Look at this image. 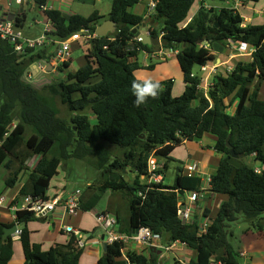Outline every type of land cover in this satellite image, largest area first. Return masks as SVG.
<instances>
[{
    "label": "trees",
    "instance_id": "obj_1",
    "mask_svg": "<svg viewBox=\"0 0 264 264\" xmlns=\"http://www.w3.org/2000/svg\"><path fill=\"white\" fill-rule=\"evenodd\" d=\"M32 1L40 9L49 2ZM155 1L150 34L162 38L160 47L144 45L132 33L146 24L144 15L131 11L143 0H113L109 20L117 23V30L87 45L85 66L44 88L24 77L32 64L51 59L53 53L37 48L18 52L15 44L0 37V167L6 164L11 171L6 186L16 187L28 173L19 195L49 200L47 192L62 163L89 160L99 178L98 186L90 185L80 193L81 210H94L109 192L120 193L127 200L128 219L124 224L122 217H117L118 232L132 234L149 228L162 239L181 242L197 251V260L188 264H241L240 253L231 241L235 236L232 225L244 222L249 225L247 232L264 233V168L258 171L247 163L255 155L264 165V100L259 97L264 84V24L244 25L239 11L209 8L204 5L206 0ZM44 15L51 20V36L57 40H66L82 29L95 32L103 18L96 12L88 18L73 14L67 19L58 9ZM14 21L18 29L23 28L26 13L16 15ZM230 41L237 47L247 44L255 51L250 61H239L231 72L216 74L206 93L194 68L214 60L215 43L230 45ZM154 48L179 51L174 57L184 82L181 95L174 94V79L159 80L153 75L168 60L148 67L136 60L141 52ZM69 67L66 62L60 69ZM139 72L159 81L160 89L156 98L149 97L137 107L131 85L133 80H144L137 76ZM56 97L72 114L70 118L60 116ZM232 106L236 107L234 114L230 113ZM206 135L216 138L214 148L222 156L209 191L226 200L214 218L210 210L204 211L208 223L203 232L198 215L190 222L179 217L180 196L201 192L199 175L190 176L179 169L173 186L148 185L141 179L148 177L152 156L166 160L165 173L177 147ZM229 137L240 168L228 162ZM35 218L29 212L18 214L25 264H81L83 250L75 244V237L67 245L47 251L33 244L27 224ZM13 225L0 221V264L11 263L13 240L10 237L4 242L3 233ZM124 247L119 241L108 245L98 264H158L155 253L130 251L127 260H120ZM222 248L224 254L219 256Z\"/></svg>",
    "mask_w": 264,
    "mask_h": 264
},
{
    "label": "crops",
    "instance_id": "obj_2",
    "mask_svg": "<svg viewBox=\"0 0 264 264\" xmlns=\"http://www.w3.org/2000/svg\"><path fill=\"white\" fill-rule=\"evenodd\" d=\"M92 1H94V0H92ZM145 1L143 0V2H145ZM143 2H141L137 6H140L141 4H143ZM144 4H145V6L147 4V7H145V9L142 12H135L134 11V13L139 14V15H144L145 19H146V25H151L152 24L151 15L148 13V4L149 3L146 2ZM247 4L245 5V7L247 6ZM21 5L16 4L14 6V4L7 3L6 1H5V3L4 2L1 3V7H0L1 17L3 19L14 20L16 15L21 14L23 12L22 9L18 7ZM70 5L71 4H70V2H68V0H56V1H53L52 4L50 6H48V8L58 9V10L62 11L63 15L68 19L71 15L76 14V13H69L68 14L66 12H63V11H65L66 7L70 6ZM204 5L206 7H209V8L214 7V6L210 5L209 3H207L206 1L204 2ZM228 5H229V0H227V7H230ZM137 6H135V7H137ZM244 20H245L244 25L253 23V21L250 20L249 18H244ZM156 28H159V27L156 25ZM24 29H25L24 27L20 28V30L25 33ZM43 32H44V29L39 34H37L36 32H34L33 28H30L24 35L27 38L35 39V38L40 37ZM81 41L82 40H80L78 42H73L71 45V48L73 47V50H74L77 47H79ZM83 44L85 46L88 45L84 41H83ZM51 45H55V44L48 41L44 47L40 48V50H46L47 53L50 55L51 53L48 49ZM227 46L230 47L229 44H226V47ZM57 51H58V49L56 50L55 53H53V55H56ZM85 54H86V52H85ZM70 55H71V53H70ZM212 55L214 56V60L207 65L208 66L207 71H204V72L202 71L203 73H205L204 75L200 76L194 72V74L196 76L200 77L201 79H205V80L211 81V82L213 81L215 75L218 74L220 71L225 72V71H227V67H229V66L234 67V65L237 62H239V61H250V58H251L250 55L249 56H241L239 54L238 50H236L234 52H230L228 54H225V53L221 52L220 50H218L216 52V56L214 55V52L212 50ZM52 59H53V56L51 57V59H41L38 62L32 64L30 69L26 72V79L29 82L33 83L38 88H40V85L47 83L48 79L45 75L51 74V73L55 72V70H56L53 66L54 62ZM171 59H169L167 63H164L161 66L166 65L168 67L170 65L169 61ZM69 60H68V62L70 63V67H69V69H70L72 62H73L72 57H70ZM85 62H86V56H85ZM153 63L155 64V63H159V62L154 61ZM85 64L83 66H85ZM83 66H81V67H83ZM214 66H217V69L212 71L211 68ZM159 67H157L154 70L155 74H156V71L158 70ZM178 79H179V81L182 82V79H183L182 73H180ZM175 81H176V83L179 82L177 80H175ZM181 82H179V83H181ZM181 85H182V87H181L180 91H182V92H180V94H182L184 91L183 83ZM262 85H261L260 92H259L260 98H261ZM235 109H236V107L232 106L230 109V113L234 114ZM190 142H194V141H189V143ZM186 143H187V141L184 142L181 146L177 147L173 151V153L171 154V157L172 158L176 157L175 154H176V151L178 150V148L183 147L184 149H182V151L184 153V156L187 157V160H186L187 164L184 167V173L189 175V173L186 170V167L188 165H191V164H197L199 169H200V173L196 174V175L200 176L201 174H203L204 177L205 178L208 177L207 179L209 180L211 178V176L214 175V173H215V171L214 172L210 171L209 167L211 165H213V166H216L215 168L217 169V167L221 161V158H222V156L220 154H218L214 148V146L216 144V138L213 139V143L211 145H207L206 148L202 146L201 150H198L196 147L195 148L194 147H187L185 145ZM251 159L255 160V155H253L251 157ZM37 161H38V159L35 160L34 163L36 164ZM33 165H31V168L33 167ZM255 168L257 170L263 169L261 166L260 167L255 166ZM8 171H9V173H8V176H6V178H5V183L9 177V175L11 174V171L9 169H8ZM59 174H60V171H59ZM59 174L54 178L55 180H53L51 183V188L49 189V193H47L49 199H53L55 197H61V199L64 201L67 198H69L71 195L76 194L77 191H79V194H78V197H79L80 193L82 192L80 189L73 191L71 193L66 192V185H67L66 177L67 176L63 177L62 179L64 181H62L61 178L58 179ZM27 176H28L27 174H23L20 178L19 184L14 188L5 187L4 189H0V196H2V195L6 196L9 201L13 200L16 202H21L24 196H20L19 192H20V189L23 186L24 182L26 181ZM204 177L202 178L203 191H201L199 199L192 205L193 215H195L197 209L201 212L199 214V220H200L202 226L205 223H208V219L203 217V213L206 209L211 211V209L209 208V203L214 202L215 205H218V207H220V204L226 200L225 196L213 195L209 191L210 187H209V185H207V181L205 180ZM56 180H61V181L56 182ZM87 186H90V184L88 183ZM190 194L191 193L187 192L185 195H183V196L181 195L180 201H187L188 196ZM108 204H109V202H108ZM204 204H205V206H201ZM95 209L91 210V211H84V210L80 209L76 216L71 217V216H68L65 214L64 206H61V207H58L47 218H43V219L35 218V219H33L32 221H30L27 224L28 229L30 231L31 242L33 244L41 245L42 249L45 251H47L53 247H56L57 245H67L73 236L65 233L63 228H64V226H67V225L73 226L77 229H80L85 234V236L87 238L86 245L84 248H82L83 255H82V259H81V264H98V261L102 257L106 256V254H107V252L104 251V248H103L104 241L102 239V237L104 235H106V233H105L104 228L101 226V223L99 222V217H101V215H103V214L111 215V216H115V217H120V218L122 217L124 224L127 222L128 217H127V214L121 215V212H119V209L116 206H113L112 208L108 207L107 210H102L100 212L96 211ZM211 217H212V211H211ZM0 221H2L4 223L12 222V213L7 209L0 208ZM20 229H22L21 225H20ZM247 235L249 237L239 238L240 243L238 245H234L235 244V243H233L234 238H232V240H231L233 245L237 248V250L240 253V256H241L240 263L241 264H264V233L261 234V233H258V231L254 230V231L248 232ZM11 238L13 240L14 254H13V257H12L10 264H25V255L23 252V245H22L21 239L14 237V236H11ZM124 245H125V247L123 250V256L120 258V260H127V253L130 251L137 252V253L145 252L147 255L155 253L156 255H158V264H176V262H178V261L181 262L182 264H188L191 261L197 260V251L195 249H193V248H191V247H189V246H187L181 242H178V241L177 242H169L167 238L162 239L161 245L163 247L170 248L169 250H165V249L153 250L149 246L142 245V244H139V243L134 242V241L127 242ZM163 250L167 251L169 254H171L173 256L172 262H171L170 257H167L163 254V252H162Z\"/></svg>",
    "mask_w": 264,
    "mask_h": 264
},
{
    "label": "rangeland",
    "instance_id": "obj_3",
    "mask_svg": "<svg viewBox=\"0 0 264 264\" xmlns=\"http://www.w3.org/2000/svg\"><path fill=\"white\" fill-rule=\"evenodd\" d=\"M5 1L7 3L9 2V3L14 4V6L16 5L15 0H0L1 3H3V2L5 3ZM53 1H56V0H49L48 6H50ZM68 2H70L71 5L67 6L65 11H63V12H66L68 14L69 13H76V14L82 15L83 17H86V18L92 16L94 13L97 12L99 15H101L103 17L100 21L101 24L104 23L105 21L109 20V15H110L112 4H113V0H94V1H92V0H68ZM146 2H148V1L146 0L140 6H137L134 9L132 8L131 11L132 12H134V11L135 12H142L145 9V7H147V4H146V6L144 4ZM206 2L209 3L210 5L216 7V8L227 7V0H206ZM18 7L21 8L22 11L26 13V21H25V25H24L25 33L30 28H33L34 32H36L37 34H39L41 31H43V29H45L44 15L41 13V9L32 0H23L22 5L18 6ZM240 13L242 14L243 18H249L250 20H252L253 24L255 26L263 25L264 24V0H261L258 3L248 2L247 6L240 10ZM157 26L159 27V25H157ZM113 33L114 32H112L110 34H113ZM57 49H58V45L55 44V45H51L48 50L50 51V53H55ZM86 49H87V46H85L83 44V41L80 42L79 47H77L76 49L73 50V47H72L70 57H72L73 62H72L71 68L70 69L69 68H63V70H61L60 67H63V65H59L56 68L55 72L45 75L47 77V79L51 80V83L53 80L54 81L65 80L66 77L68 76V73L74 72L75 70H77L78 68H80L81 66H83L86 63L85 62ZM158 49L159 48H154L153 51H157ZM37 50H40V48H37ZM218 50H220L221 52H223L225 54H228L230 52L236 51L237 47L233 46V45L230 47L229 46L226 47V44L215 43L213 45V52H214L215 56H216V52ZM143 56H144V54L139 55L140 63L143 62ZM169 62H170V65L168 67L166 65L160 66L158 68V70L156 71V74H153V75L156 76L159 80L172 78V79L179 81L178 77H179L181 71L178 67V63H177L175 57L173 56V58ZM194 72L200 76L205 74L201 71L200 67H195ZM145 75L146 74H143L140 72L137 74V76L141 79H148L147 77H145ZM179 82H181V81H179ZM179 82L175 84V89H174V94L177 96L181 95L180 94V92H182V91H180V89L182 87L181 84L184 83L183 79H182L181 83H179ZM47 85H49V83L42 84V85H40V88H44ZM260 99L264 100V84L262 85L261 98ZM54 103H55L56 107L59 109L60 116L62 118H70V116L72 114L68 111L67 107L64 106L60 102L59 98L56 97L54 99ZM91 118H92L91 121L93 123H96L95 116L91 115ZM213 139H215V137L213 135H206L204 137V139H202V140H194V142H190V143L187 142L185 145L187 147H194V148L196 147L198 150H201L202 146L206 148L207 145H211L213 143ZM182 149H184V148L183 147L178 148V150L176 151V154H175L176 157H174L173 160L169 161V163H168L169 166L165 172V181H164V184L166 186H173L174 185L178 170L179 169L184 170V167L187 164L186 163L187 157L184 156ZM160 161L162 164H164L166 162L165 159H162ZM247 163L252 165V166H257V167L261 166L262 168H264V165L261 164V162L253 160L251 158L247 159ZM7 167L8 166H6V164H3L0 167V189H4L5 187H7L6 183H5V178H6V176H8V173H9ZM215 167L216 166L211 165L209 167V170L213 171V172L215 171V173H216L217 169ZM15 168H16V165L14 166V169ZM135 176L136 175H134V177ZM200 176H201V178L204 177L203 174H201ZM63 177H66V181H67L66 192H68V193H71V192L76 191L78 189H80L82 192H84L88 188V186H87L88 183L92 187L98 186L97 180L99 178H98L97 174L94 172V169L91 166V163L89 162V160L88 161H81V160L71 159L68 161H64L62 163L61 168H60V174L58 176V179L61 178V180L64 181L62 179ZM207 178H205L206 181H208ZM53 180H55V179H53ZM61 180H56V182H59ZM141 181L143 183H145V182H147V179L143 177L141 179ZM47 193H49V190ZM108 202H109V204H108ZM113 206H116L119 209V212H121V215L126 214V212H127V200L120 193L111 194L109 192L108 194H106L105 197L102 199V201L99 203V205L96 207L95 210L100 212L102 210H107L108 207L112 208ZM201 206H205V204L201 205ZM209 208L211 209L212 217L214 218L217 215L219 207H218V205H215L214 202H210ZM200 213L201 212L197 209L195 214L199 216ZM248 228H249V225L247 223H244V222L232 225V230H233L234 235H235L233 237L234 238L233 243H235L234 245H238L240 243L239 238L249 237L247 235ZM162 252L165 256L171 258V262L173 261V256L171 254H169L165 250H163Z\"/></svg>",
    "mask_w": 264,
    "mask_h": 264
},
{
    "label": "built area",
    "instance_id": "obj_4",
    "mask_svg": "<svg viewBox=\"0 0 264 264\" xmlns=\"http://www.w3.org/2000/svg\"><path fill=\"white\" fill-rule=\"evenodd\" d=\"M16 4L21 5L23 0H15ZM148 13L151 15L156 9V1L148 0ZM9 3V2H8ZM248 2L246 0H229L230 8L240 11ZM1 7V2H0ZM51 10L50 8L43 7L41 9V13L44 15L45 11ZM44 32L38 38L32 39L27 38L24 33L16 27L14 20L3 19L0 15V37L5 40H9L11 43L15 44V48L18 52H23L26 48L36 49L42 48L46 45L48 41L58 45V51L56 55L53 56V66L56 69L59 65H63L68 62L71 53V45L73 42H78L80 40L84 41L86 44L91 43L94 39L99 37L96 32H91L87 29H82L80 32L73 34L66 40H57L51 36L53 32L52 22L47 19L44 15ZM136 38V37H135ZM137 41H140L136 38ZM141 42V41H140ZM230 45L236 46L233 41H230ZM237 47V46H236ZM237 50L241 56H251L255 49L251 48L247 44H241L237 47ZM178 50L167 51L163 48H159L157 51H143L140 54H144L143 62L140 63L143 67L150 66L154 61L156 62H164L171 59L173 56L178 54ZM135 60V59H134ZM139 61V56L136 59ZM140 62V61H139ZM201 71H207L208 66H201ZM212 71L217 69V66L211 68ZM210 69V70H211ZM233 67H227V71L231 72ZM195 75V74H194ZM213 82V81H212ZM211 81H207L205 79H201L200 88L203 89L206 93L210 85ZM149 174L147 179V184H159L163 183L165 180V173H163V165L160 161L152 156L149 160ZM189 175H196L200 173V169L197 164H191L186 167ZM260 171V170H258ZM211 178L207 181V185H209ZM200 191H203L201 188ZM201 192L191 193L188 196L187 201H180L179 204V217L182 221L190 222L193 217L192 205L199 199ZM79 191L76 194L71 195L66 200H62L61 197H55L53 199L45 200L39 197H32L31 195L24 196L21 202L9 201L8 198L4 195L0 196V208H4L9 210L12 213V222L17 225L16 232L12 235L14 237L20 238L22 234V229H20V224L18 223V214L20 212H29L32 213L36 218L43 219L47 218L51 215L58 207L64 206V212L68 216H76L80 210V202L78 197ZM140 196L144 199V196L140 194ZM99 222L101 226L104 228L105 233L107 235V243L108 245L113 244L116 241L122 242L123 244L134 241L142 245L149 246L150 248L155 249H165L169 250L168 247H163L161 245L162 237L159 234L153 233L149 228H141L132 234H125L118 232V220L117 217L103 214L99 217ZM207 223L203 225V232L206 231ZM64 232L72 235L76 239V245L78 248L82 249L86 245L87 238L85 234L80 230L73 226H64ZM181 263V262H180ZM182 264V263H181ZM223 264V263H219Z\"/></svg>",
    "mask_w": 264,
    "mask_h": 264
},
{
    "label": "water",
    "instance_id": "obj_5",
    "mask_svg": "<svg viewBox=\"0 0 264 264\" xmlns=\"http://www.w3.org/2000/svg\"><path fill=\"white\" fill-rule=\"evenodd\" d=\"M12 20V19H9ZM154 21H152L151 25H146V24H142L136 28L133 29L132 33L135 35V37L137 39H139L144 45H148V46H153V47H159L162 42V38L161 37H155L152 36L150 34V29L153 26ZM117 30V23L115 21L112 20H107L104 23H102L101 25H99L96 28V34L99 37H106L108 36L110 33L115 32ZM163 33V32H162ZM26 79V75L24 77ZM47 83H51V80H47ZM230 137L227 140V146L228 148L231 149V156L228 158V162L236 167V168H240L241 167V163L238 159V156L236 155L235 151L232 149V146L230 144ZM185 222V221H183ZM17 230V225H13L12 227H6L4 229V233H3V241L4 242H8L10 237L16 232ZM104 243H103V248L104 251L107 252L108 250V243H107V235H104L102 237ZM153 250H155V248H152ZM224 254V249H220L218 255L219 256H223Z\"/></svg>",
    "mask_w": 264,
    "mask_h": 264
},
{
    "label": "clouds",
    "instance_id": "obj_6",
    "mask_svg": "<svg viewBox=\"0 0 264 264\" xmlns=\"http://www.w3.org/2000/svg\"><path fill=\"white\" fill-rule=\"evenodd\" d=\"M132 92L136 97L135 104L137 107L146 103L149 97L156 98L159 94L160 83L152 79L133 80Z\"/></svg>",
    "mask_w": 264,
    "mask_h": 264
}]
</instances>
